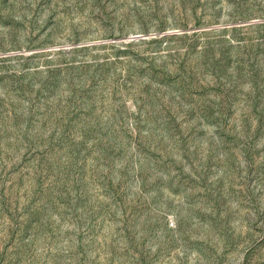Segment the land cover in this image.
Returning a JSON list of instances; mask_svg holds the SVG:
<instances>
[{
    "label": "rangeland",
    "instance_id": "obj_1",
    "mask_svg": "<svg viewBox=\"0 0 264 264\" xmlns=\"http://www.w3.org/2000/svg\"><path fill=\"white\" fill-rule=\"evenodd\" d=\"M0 264H264V0H0Z\"/></svg>",
    "mask_w": 264,
    "mask_h": 264
}]
</instances>
